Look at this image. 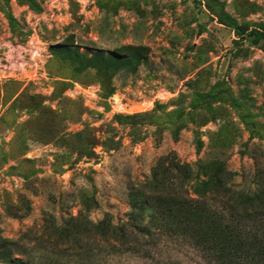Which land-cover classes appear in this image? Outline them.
Listing matches in <instances>:
<instances>
[{
    "label": "rangeland",
    "instance_id": "374dc122",
    "mask_svg": "<svg viewBox=\"0 0 264 264\" xmlns=\"http://www.w3.org/2000/svg\"><path fill=\"white\" fill-rule=\"evenodd\" d=\"M259 189L264 0H0V264H221Z\"/></svg>",
    "mask_w": 264,
    "mask_h": 264
},
{
    "label": "trees",
    "instance_id": "16d2710c",
    "mask_svg": "<svg viewBox=\"0 0 264 264\" xmlns=\"http://www.w3.org/2000/svg\"><path fill=\"white\" fill-rule=\"evenodd\" d=\"M244 32L245 29L237 28L235 34L237 37H241ZM258 35L259 34L255 32L254 41L256 43L260 39V36ZM201 184L205 187L204 189H206L200 192V195L203 198H206L213 193L216 195H225L226 191L221 189L222 185L217 175H213L206 183ZM227 193H230L229 195L231 196L229 198V210L231 215L226 221L219 216L217 218V223L219 224L221 231L228 237V240L220 242L207 236H200L194 237V239H196L195 245L204 250L205 253L211 252V255L221 264H240V258L243 256H250L259 263L261 259L264 260V241L262 240L260 231L256 226L261 222V216L264 215L262 212L264 207V190L259 189L240 193L227 190ZM196 203V201H187L185 205L191 206ZM237 207L239 210L241 207L242 211L237 210ZM139 221L140 222L135 223L134 226H131V228L135 229L137 233L150 234V232L154 230L151 228V222L141 219ZM142 223L143 226H140ZM154 228L158 230L163 229L161 223L157 227L154 226ZM183 228L186 230V227ZM193 232L194 234L200 235L203 231L198 229ZM201 237L202 239H199ZM137 241L138 239L135 238V245H137Z\"/></svg>",
    "mask_w": 264,
    "mask_h": 264
}]
</instances>
